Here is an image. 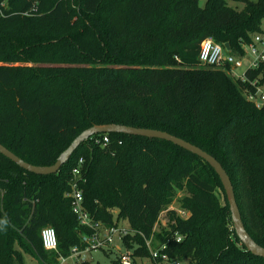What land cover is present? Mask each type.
Instances as JSON below:
<instances>
[{
    "label": "trees",
    "instance_id": "trees-1",
    "mask_svg": "<svg viewBox=\"0 0 264 264\" xmlns=\"http://www.w3.org/2000/svg\"><path fill=\"white\" fill-rule=\"evenodd\" d=\"M0 10V144L50 167L94 126L166 132L223 166L245 227L264 248V107L246 99L248 85L230 67L199 61L207 39L245 55L264 32V0H207L204 8L200 0H0ZM260 75L264 85V71L248 73ZM81 159L87 212L107 228L126 223L123 248L135 264L162 263L152 259L150 240L154 249L167 244L160 254L170 264H264L236 236L226 195V205L219 202L222 183L206 162L166 141L115 134L92 137L52 176L0 155V264L27 257L58 264L84 249L90 231L67 198ZM179 193L185 218L170 210ZM167 210L168 226L157 232ZM48 227L57 252L43 248Z\"/></svg>",
    "mask_w": 264,
    "mask_h": 264
},
{
    "label": "built area",
    "instance_id": "built-area-1",
    "mask_svg": "<svg viewBox=\"0 0 264 264\" xmlns=\"http://www.w3.org/2000/svg\"><path fill=\"white\" fill-rule=\"evenodd\" d=\"M0 15H2L1 10ZM243 50L245 54H248L252 58V63L242 75H238L236 69L243 68V62L236 61L232 53H227L223 46L215 43L212 39H207L201 44L199 61L203 66L215 70H226L227 67H230L233 77L240 80L243 84L248 85L245 90L246 99L255 104L257 108H263L264 85L261 84L262 75L256 80H250L248 73L258 72L260 70L264 71V32L255 35L252 43L244 46ZM97 143H100V141H97ZM108 143L109 139L104 138L103 144L106 145ZM83 167L84 160L81 159L72 172L71 187L67 198L70 200L72 213L76 217L79 227L89 230L90 234L82 236L81 242L84 246L83 250L74 248L71 256L69 258L61 257L58 260V264H68L70 260H76L75 264H83L85 262L80 261L83 254H88L93 251H107L110 253L115 250L120 252V264H135L133 253L121 248L123 246V240L130 235L128 228H107L101 222L94 220L87 212L82 189V184L84 183ZM180 216L185 218L187 214L183 211ZM41 240L46 252L58 251V238L53 228L48 227L43 229L41 232ZM175 240L177 243H180L182 242V237L176 235ZM152 244L153 240L147 243L148 248L151 250L152 259L157 260L161 258L163 264H170L169 258L166 255L160 254L167 249V244L161 245L159 249L152 248ZM172 264L182 263L175 262Z\"/></svg>",
    "mask_w": 264,
    "mask_h": 264
},
{
    "label": "water",
    "instance_id": "water-1",
    "mask_svg": "<svg viewBox=\"0 0 264 264\" xmlns=\"http://www.w3.org/2000/svg\"><path fill=\"white\" fill-rule=\"evenodd\" d=\"M224 48L227 53H231L229 45H225ZM102 134L126 135L166 141L206 162L215 171L222 183L228 201L232 224L236 236L249 253L257 258H261L264 260V248L258 245L248 233L243 222L239 205L237 203L233 183L223 166L213 156L203 151L202 149L166 132L158 130L139 129L121 125L94 126L78 136L70 145V147L61 154L57 162L50 167H39L28 164L18 156H16L14 153H12L10 150H8L6 147H4L2 144H0V155L7 158L22 170L30 174H34L37 176H52L60 172L62 167L70 161L73 154L80 148L82 144L87 142L92 137Z\"/></svg>",
    "mask_w": 264,
    "mask_h": 264
},
{
    "label": "rangeland",
    "instance_id": "rangeland-1",
    "mask_svg": "<svg viewBox=\"0 0 264 264\" xmlns=\"http://www.w3.org/2000/svg\"><path fill=\"white\" fill-rule=\"evenodd\" d=\"M252 1L256 3L259 0H252ZM206 2L207 0H200V6L204 8L206 5ZM230 6L235 9H239V10L243 9V5L240 3H230ZM262 26L264 28V19L262 21ZM233 57L235 58L236 61L243 62V68L236 69V73L238 75L244 74V72H246V70L250 67L252 63V58L248 54H245V56H242L236 53L233 54ZM184 197H185L184 193H179L175 200V203L170 208V210H174L177 215H180L181 212L184 211L181 208V200ZM218 198H219V202L221 206H225L226 200H225V194L223 191L219 190ZM117 212L118 211H114L115 215L117 214ZM169 220H170V215H169V211L167 210L161 215L159 225L156 228L157 232L166 230ZM121 225L124 226L125 228L127 227L126 223H122ZM121 248H123V246H121ZM108 254L109 255H107L105 251H93L88 254H83L80 258V261L89 262L91 264H112V262L116 261V259L119 257L120 252L115 250V251H112V253L110 252ZM75 262L76 260H70L69 264H75ZM25 264H39V263L32 261V258L27 257ZM137 264H153V262L151 260L145 259V260H138ZM159 264H163V263H159Z\"/></svg>",
    "mask_w": 264,
    "mask_h": 264
},
{
    "label": "crops",
    "instance_id": "crops-1",
    "mask_svg": "<svg viewBox=\"0 0 264 264\" xmlns=\"http://www.w3.org/2000/svg\"><path fill=\"white\" fill-rule=\"evenodd\" d=\"M32 261H35V262H37L36 260H34V259H32ZM38 263V262H37ZM69 264V263H68Z\"/></svg>",
    "mask_w": 264,
    "mask_h": 264
}]
</instances>
